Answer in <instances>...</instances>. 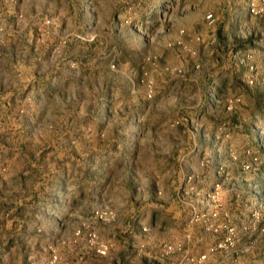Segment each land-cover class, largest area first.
Instances as JSON below:
<instances>
[{"label":"rangeland","instance_id":"1","mask_svg":"<svg viewBox=\"0 0 264 264\" xmlns=\"http://www.w3.org/2000/svg\"><path fill=\"white\" fill-rule=\"evenodd\" d=\"M262 2L0 0V264H264Z\"/></svg>","mask_w":264,"mask_h":264},{"label":"built area","instance_id":"2","mask_svg":"<svg viewBox=\"0 0 264 264\" xmlns=\"http://www.w3.org/2000/svg\"><path fill=\"white\" fill-rule=\"evenodd\" d=\"M262 6H264V0L262 2ZM256 9L255 8H252V12L255 13Z\"/></svg>","mask_w":264,"mask_h":264}]
</instances>
